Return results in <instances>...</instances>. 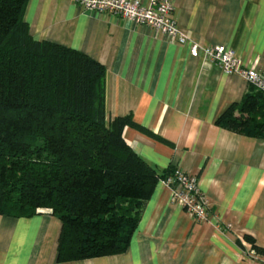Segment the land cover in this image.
<instances>
[{"label": "crops", "instance_id": "obj_1", "mask_svg": "<svg viewBox=\"0 0 264 264\" xmlns=\"http://www.w3.org/2000/svg\"><path fill=\"white\" fill-rule=\"evenodd\" d=\"M177 26L201 45L232 48L242 66L264 69V0H171ZM31 34L82 51L107 69V119L131 115L157 134L126 126L127 143L160 173L197 175L209 220L196 221L161 179L121 254L59 262L61 219L0 214V264H264V138L217 124L251 84L188 46L75 0H29ZM257 253V252H256Z\"/></svg>", "mask_w": 264, "mask_h": 264}, {"label": "trees", "instance_id": "obj_2", "mask_svg": "<svg viewBox=\"0 0 264 264\" xmlns=\"http://www.w3.org/2000/svg\"><path fill=\"white\" fill-rule=\"evenodd\" d=\"M28 2L0 0V214L58 216L59 262L124 253L157 183L175 170L160 173L123 132L161 137L131 115L107 119L103 64L31 34ZM216 122L264 138V92L251 84Z\"/></svg>", "mask_w": 264, "mask_h": 264}, {"label": "built area", "instance_id": "obj_3", "mask_svg": "<svg viewBox=\"0 0 264 264\" xmlns=\"http://www.w3.org/2000/svg\"><path fill=\"white\" fill-rule=\"evenodd\" d=\"M85 9L118 16L148 26L181 46H188L192 57L203 56L208 63L218 65L227 74L240 73L256 89L264 92V69L242 66L235 51L226 45H201L177 26L171 0H75ZM171 189V201L179 203L196 221L209 220V202L197 175L183 169L162 179ZM252 256L257 257L255 250Z\"/></svg>", "mask_w": 264, "mask_h": 264}, {"label": "rangeland", "instance_id": "obj_4", "mask_svg": "<svg viewBox=\"0 0 264 264\" xmlns=\"http://www.w3.org/2000/svg\"><path fill=\"white\" fill-rule=\"evenodd\" d=\"M36 141H37V142H39V143H41V142H42V140H41V139H37Z\"/></svg>", "mask_w": 264, "mask_h": 264}]
</instances>
